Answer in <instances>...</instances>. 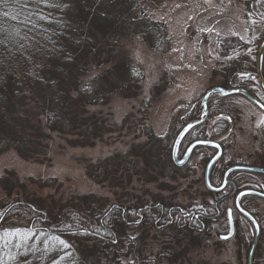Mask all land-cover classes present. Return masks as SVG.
I'll return each instance as SVG.
<instances>
[{"label": "rangeland", "instance_id": "obj_1", "mask_svg": "<svg viewBox=\"0 0 264 264\" xmlns=\"http://www.w3.org/2000/svg\"><path fill=\"white\" fill-rule=\"evenodd\" d=\"M10 1L0 8V41L15 55L17 73L0 80V211L24 202L44 217L71 210L98 220L112 207L135 214L157 204L190 214L213 200L203 184L209 157L201 159L211 149L197 148L182 167L171 149L183 125L202 117L201 97L212 87L252 88L264 103L250 32L253 0ZM209 99L208 118L194 134L221 142L217 168H264V112L242 95ZM222 113L235 117V131ZM235 174L239 185L264 189L259 173ZM243 202L262 225L259 260L264 200ZM221 207L193 234L194 244L189 237L175 247L174 227L145 221L131 229L113 218L122 244L131 237L139 253L123 264H169L158 253L170 249L178 256L172 264H246L253 226L234 212V236L218 239L233 197ZM72 244L77 264H108L97 243Z\"/></svg>", "mask_w": 264, "mask_h": 264}, {"label": "trees", "instance_id": "obj_2", "mask_svg": "<svg viewBox=\"0 0 264 264\" xmlns=\"http://www.w3.org/2000/svg\"><path fill=\"white\" fill-rule=\"evenodd\" d=\"M253 1L255 2L257 10L254 15L255 23L251 25L253 28L250 32L255 50L258 51L259 45L264 39V0ZM10 3V0H0V8L4 6L8 7ZM240 43H242V39ZM14 56L15 55L7 49L5 44L0 41V80H2V76L5 74V76L14 78V75L17 73ZM262 60L261 75L264 79V51ZM246 89L251 95L258 98L254 89L248 87ZM210 105H212V99L208 100V109L211 108ZM222 114L226 115V113ZM15 122L21 123L23 119L17 118ZM188 137L189 134L186 135L185 139ZM202 138L205 137L202 136ZM206 157H210V155L207 154ZM219 162L220 160L214 165L211 172V182L213 184H218L220 182L224 169L229 166L227 164L217 168ZM215 170L217 172V177L220 178L218 183H215L216 181L214 182L213 180L214 176H216L214 175V173H216L214 172ZM259 175L264 177L263 174ZM229 178L233 183L230 182L223 191L212 192L208 189L204 190V194L212 195L213 200L208 203L205 202L202 205H194V212L191 215L190 221L187 218H183L176 207L166 210L159 205L145 208L140 212L142 215L141 219L137 215V212L135 214L131 213L132 218L130 217L131 211L124 210L121 207H112L101 212V217L98 220H94L82 214L74 213L71 210H63L59 213L44 217L43 213L31 209L24 202H17L15 204L8 203L7 206L0 211V264H77L74 254V251L77 250L72 248V243L73 241H79L81 239H85L90 245L97 243V252L101 253L108 264H123L127 261L126 255L132 256V254H134V257L138 258L136 255L139 253L135 249L132 238L127 237V242L129 243L127 244V242H125V246L122 244L120 237H118L119 230L114 228L113 224V218L115 217H118L125 227L131 229L141 225L144 226L143 223L145 221L152 222L154 227L158 230H162L165 227H174L176 230V237L175 239L173 238L174 241L172 244L174 245L172 247L179 245V241L183 240V238L189 237H192L191 243L194 244L195 239L193 238V234H200L210 218L218 216L219 212L222 210V203L228 198L234 197L235 173H232ZM243 188L256 189L264 192L260 184L259 186L240 185V189ZM246 196H256L245 195L240 201L241 206L254 216V213L251 212L248 206L243 202ZM174 212L178 213V215ZM16 215H18L16 219L18 224L13 223L15 226L14 228L12 227L13 224L7 226L11 223V218L16 217ZM258 223L261 228V223ZM171 251L173 250L170 249L165 255L162 252L158 253V258L160 259L164 256V260L172 264V261H176L178 256ZM257 260H255L253 256L252 264H264V256H261L258 262Z\"/></svg>", "mask_w": 264, "mask_h": 264}, {"label": "water", "instance_id": "obj_3", "mask_svg": "<svg viewBox=\"0 0 264 264\" xmlns=\"http://www.w3.org/2000/svg\"><path fill=\"white\" fill-rule=\"evenodd\" d=\"M263 51H264V39L261 42V44L259 45L257 55H256V61H255L256 77H257V80H258L261 88L264 90V80L261 76V71H260L261 58H262ZM215 93L220 94L222 96L242 95L251 104H253L256 108H258L260 111L264 112V104L261 101H259L257 98H255L251 94H249L244 88H241V87L223 88V87H219V86L212 87V88L208 89L203 94V96L201 97L202 117L197 121L187 123L186 125H184L180 129V131L178 132L176 139H175V143L173 146V153H175L177 146H178V143H179L180 139L182 138V136L187 131H189L194 125L199 124L206 119L208 97L211 94H215ZM197 146L215 149V153L209 159V161L207 162L205 169H204V184H205V187L210 191L218 192V191H221L222 189H224L226 184L228 183L227 176L229 175V173H231L233 171H247V172L264 174V168L236 164V165L228 167L224 171V174H223V177H222L220 184L214 186L210 183L209 175H210V170H211L213 164L217 161V159L220 157V155L222 153V147L218 142L208 140V139L195 140L187 148V150L185 151V153L183 154L181 159L176 160L175 155H174L175 162L177 165H182L187 160V158L189 157L193 148H195ZM246 194L254 195V196H257L259 198L264 199V193L261 191H258V190H254V189H243L237 193V195L234 197V200H233L234 209H236V211H238L241 215H243L245 218H247L253 226V238H252L251 244L249 246L248 253H247V259H246V264H252L254 251H255V248L257 246L259 236H260V226H259L256 218L253 215H251L248 211L243 209L239 203L240 198ZM226 221H227L226 233L219 234L217 236L218 239H220V240H228V239L232 238L234 235L235 226H234V220H233V211H232L231 207L227 208V210H226Z\"/></svg>", "mask_w": 264, "mask_h": 264}, {"label": "flooded vegetation", "instance_id": "obj_4", "mask_svg": "<svg viewBox=\"0 0 264 264\" xmlns=\"http://www.w3.org/2000/svg\"><path fill=\"white\" fill-rule=\"evenodd\" d=\"M234 117V116H233ZM208 120H213V118H209ZM228 121V123H229V129H233L234 128V131H235V117H234V119H232V120H227ZM202 124V123H201ZM201 124H199V125H196V126H194L193 128H191L189 131H187L183 136H182V138L180 139V141H179V143H178V146H177V149H176V151H175V153H173V146H174V143H175V139H176V137H175V139H174V142H173V144H172V149H171V159H172V162L176 165V166H178V167H182V166H184L186 163H187V161L189 160V158H190V156L194 153V151L197 149V148H200V147H195V148H193V150L191 151V153H190V155H189V157L187 158V160L182 164V165H177L176 164V162H175V159H174V155H175V158H176V160H179V159H181V157L183 156V154L185 153V151L187 150V148L190 146V144L192 143V142H194L195 140H199V139H202V136L201 135H195L194 134V129L195 128H197V127H199V126H201ZM184 126V125H183ZM180 131V130H179ZM178 134V133H177ZM177 134H176V136H177ZM189 134V137L187 138V139H185V137H186V135H188ZM204 137V136H203ZM206 138V137H205ZM220 145H221V147H222V144H221V142L220 141H217ZM183 145V146H182ZM211 149V152H212V154H211V156L208 158V160L213 156V154L215 153V149L214 148H210ZM222 155H223V147H222V153H221V155H220V157L217 159V161L216 162H218L221 158H222ZM206 156L207 155H205V156H203L201 159H203V158H206ZM207 160V161H208ZM215 162V163H216ZM207 163V162H206ZM236 164H240V163H235V165ZM229 167V166H228ZM227 167V168H228ZM226 168V169H227ZM226 169H224V171L226 170ZM224 171H223V173H222V177H223V174H224ZM211 172H212V170H211ZM211 172H210V175H209V178H210V181H211ZM236 172V171H235ZM234 172V173H235ZM231 173H233V172H231ZM231 173H229V175L227 176V179H228V183L226 184V186L230 183V182H232L233 183V181H231V179L229 178L230 177V175H231ZM153 177V179H152V181H156L157 180V178L156 177H154V176H152ZM222 177H221V180H222ZM221 180H220V182H221ZM203 184H204V173H203ZM216 185V184H215ZM225 186V187H226ZM221 191H223V189L221 190ZM240 191V185H239V178H238V176L235 174V194H234V196H236L237 195V193ZM155 207L157 206V204H153ZM153 205H151V206H153ZM148 206H144V207H142V208H140L138 211H137V215L139 216V218L141 219V214H140V212H142L145 208H147ZM149 208V207H148ZM193 213H188V214H182V217L183 218H187V219H189V221H190V218H191V215H192ZM195 217H196V215H195Z\"/></svg>", "mask_w": 264, "mask_h": 264}]
</instances>
